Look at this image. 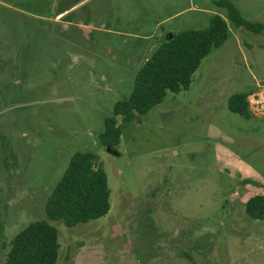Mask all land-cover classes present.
I'll list each match as a JSON object with an SVG mask.
<instances>
[{
	"label": "rangeland",
	"instance_id": "374dc122",
	"mask_svg": "<svg viewBox=\"0 0 264 264\" xmlns=\"http://www.w3.org/2000/svg\"><path fill=\"white\" fill-rule=\"evenodd\" d=\"M264 24V0H229ZM58 22L0 6V264L29 222L57 231L54 264H264V31L236 28L215 0H67ZM225 19V41L204 56L184 91L165 92L119 125L115 152L98 141L113 103L168 34ZM248 92L251 117L226 108ZM76 151L91 152L109 209L66 227L43 213Z\"/></svg>",
	"mask_w": 264,
	"mask_h": 264
},
{
	"label": "trees",
	"instance_id": "16d2710c",
	"mask_svg": "<svg viewBox=\"0 0 264 264\" xmlns=\"http://www.w3.org/2000/svg\"><path fill=\"white\" fill-rule=\"evenodd\" d=\"M215 4L224 10L226 20L234 27H243L253 33L264 31V24L245 20L229 0H215ZM227 30L225 19L212 14L204 28L179 30L170 33L169 40H161L135 72L130 93L115 101L111 115L103 119V129L97 136L101 146L115 152L120 135L116 117L121 122L130 121L160 103L165 92L176 94L186 90L201 59L211 49L222 45ZM248 95V92L230 94L226 108L243 118L251 117ZM109 193L96 156L76 151L47 195L43 213L48 220L73 227L103 216L109 209ZM243 212L250 219H262L264 194L249 196ZM58 248L56 229L46 220H36L26 224L9 240L2 264H54Z\"/></svg>",
	"mask_w": 264,
	"mask_h": 264
},
{
	"label": "crops",
	"instance_id": "0c3cea01",
	"mask_svg": "<svg viewBox=\"0 0 264 264\" xmlns=\"http://www.w3.org/2000/svg\"><path fill=\"white\" fill-rule=\"evenodd\" d=\"M75 4L67 0H0V6L25 14L34 19L58 22L68 14Z\"/></svg>",
	"mask_w": 264,
	"mask_h": 264
},
{
	"label": "water",
	"instance_id": "95a60500",
	"mask_svg": "<svg viewBox=\"0 0 264 264\" xmlns=\"http://www.w3.org/2000/svg\"><path fill=\"white\" fill-rule=\"evenodd\" d=\"M170 37H171V35H170V33H168L162 40L167 41L170 39ZM259 84L262 85V84H264V82H260Z\"/></svg>",
	"mask_w": 264,
	"mask_h": 264
}]
</instances>
